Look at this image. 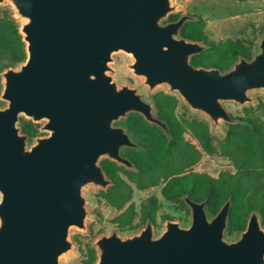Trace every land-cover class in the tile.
<instances>
[{"label":"water","instance_id":"water-1","mask_svg":"<svg viewBox=\"0 0 264 264\" xmlns=\"http://www.w3.org/2000/svg\"><path fill=\"white\" fill-rule=\"evenodd\" d=\"M5 3L23 21L26 60L1 74L0 264H60L72 249L69 230L86 228L83 188L111 186L99 160L131 168L121 150L139 149L115 122L136 113L169 137L138 89L114 80V53L132 57L128 68L149 92L168 86L213 126L234 123L222 102L244 106L248 91L264 90V39L252 60L240 58L226 72L196 68L190 60L207 46L180 36L192 16L162 24L175 10L171 0H0ZM20 117L43 122L40 131L48 135L28 146ZM183 200L189 227L168 221L155 238L148 221L132 237L101 236L96 264H264L257 211L240 238L228 242L230 201L209 218L205 202Z\"/></svg>","mask_w":264,"mask_h":264},{"label":"trees","instance_id":"trees-1","mask_svg":"<svg viewBox=\"0 0 264 264\" xmlns=\"http://www.w3.org/2000/svg\"><path fill=\"white\" fill-rule=\"evenodd\" d=\"M177 15H169L168 20L176 21ZM186 22L180 30V36L188 41L203 42L207 49L193 56L190 63L196 68L230 70L240 59L252 60L251 48L236 42H209L202 36L204 22L198 24ZM197 26V30L193 27ZM20 24L13 13L0 11V95L2 91L1 74L16 68L26 60V48L20 34ZM154 116L165 123L169 137L164 136L158 126L148 124L141 118L143 127H138L128 117L124 128L132 135L134 142L143 151L135 159L133 151L123 149L121 155L132 164L131 168L114 162L100 164L111 186L100 192L105 204L114 208L119 215L112 223L120 229H134L137 217L133 204L134 191H144L162 186L161 196L167 201L182 202L188 196L195 202H205V211L213 218L222 206L230 201L226 233H242L250 214L257 211L264 229V120L248 117L246 121L229 124L225 137L216 148L210 142L208 126L204 122L191 124L188 129L180 128L174 120V111L179 106L175 95L158 93L151 97ZM2 102L0 101V108ZM21 132L30 139L36 137L38 127L30 121L20 122ZM156 131V136L148 133ZM162 130V129H161ZM220 153L228 158L234 172H221L217 178L205 173L195 172L206 155ZM158 199L151 196L140 204L139 221L141 224L155 222ZM97 251L87 246L83 264H96Z\"/></svg>","mask_w":264,"mask_h":264},{"label":"rangeland","instance_id":"rangeland-1","mask_svg":"<svg viewBox=\"0 0 264 264\" xmlns=\"http://www.w3.org/2000/svg\"><path fill=\"white\" fill-rule=\"evenodd\" d=\"M171 2L175 7V10L171 14L180 17L183 15L192 16L194 17L192 23L194 24H198L200 21L204 22L201 34L206 37L207 41L215 43L224 41L236 42L244 47L251 48L253 56L259 52L258 45L260 41L264 39V0H171ZM4 9L10 10L21 26L23 21L14 14V9L9 3L0 5V11ZM168 22L169 20L167 19L162 21V24ZM193 29L197 30V26L195 25ZM200 43L206 46L205 43ZM132 62V57L123 52H117L112 55L109 68L113 71V78L118 85L137 88L143 100L151 104V97L155 94L163 93L175 95L179 100V106L174 111L173 117L178 126L188 129L191 124L204 122L208 126L211 144L216 148L219 146L226 135L229 123L220 121L218 126H213L205 115L193 112L188 108L177 93H170L166 85L158 86L152 92H149L148 89L142 85V79L135 77L128 68ZM17 68L18 67L15 69ZM247 96L251 101L244 106L232 101L222 102V106L234 121L233 124L242 123L246 121L248 117L264 120V90H250ZM5 106L6 103L2 102L1 108ZM154 113L155 110L153 115ZM134 114L135 113H129L125 118L115 122L113 126L124 128V121L130 117L136 126L143 127L141 118L143 121H145V119L139 114L137 115L141 118ZM21 120L29 121L24 117H20L18 123L19 127ZM34 125L38 127L36 137L48 135V133L40 131L43 122ZM160 132L166 136L163 130L160 129ZM148 133H151L152 136H156V131L154 130H149ZM128 134L134 142L132 135L130 133ZM34 138L30 139L28 146H30ZM141 154H143V151L140 149L133 151L135 159H140L139 156ZM102 162L109 163L114 161L102 157L98 165L100 166ZM114 163L117 164L116 162ZM119 165L120 164H118V166ZM224 171L234 172V169L230 160L221 156L218 152L213 155H206L201 164L195 168V172L205 173L214 178H217L218 175ZM162 186L163 185H160L144 191H134L133 204L137 213V217L133 222V226H135L134 229H120L117 225L112 223V220L119 215V212L107 206L104 200L101 199L100 192L106 189L93 185L84 187L83 197L86 200L87 210V217L85 219L86 228L85 230L77 228H71L69 230L68 240L72 245V249L59 258V263L83 264L87 246L94 247L95 242L101 236H109L112 233H116L121 238H128L139 234L146 226V224H141L139 221L140 204L143 200L151 196H155L158 199L155 222L152 224L155 238L159 237L165 231V226L168 221L178 223L184 228L189 227L191 224L190 208L184 201L173 202L165 200L161 196ZM240 234L241 233H234L231 237H228L225 230L224 240L234 242L240 238Z\"/></svg>","mask_w":264,"mask_h":264}]
</instances>
